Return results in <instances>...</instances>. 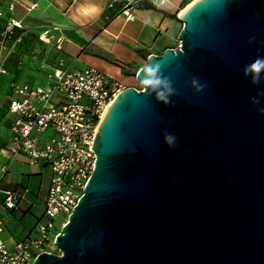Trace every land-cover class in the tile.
<instances>
[{"label":"water","instance_id":"obj_1","mask_svg":"<svg viewBox=\"0 0 264 264\" xmlns=\"http://www.w3.org/2000/svg\"><path fill=\"white\" fill-rule=\"evenodd\" d=\"M179 20L103 113L59 252L31 264H264V72L245 71L264 59V0H194Z\"/></svg>","mask_w":264,"mask_h":264},{"label":"crops","instance_id":"obj_2","mask_svg":"<svg viewBox=\"0 0 264 264\" xmlns=\"http://www.w3.org/2000/svg\"><path fill=\"white\" fill-rule=\"evenodd\" d=\"M123 1L17 0L13 9H9L11 0H0V32L10 17L22 24L14 28L0 48V62L5 68L0 73V147L10 137L11 82L45 84L48 73L63 60L62 66L69 70L90 66L125 86H134L131 78L149 54L179 44L178 33L182 27L179 14L188 4L186 0H168L166 7L138 0L134 3V18L130 20L121 12ZM89 5L99 6L101 14L81 15V6ZM146 20L150 23H145ZM8 156L4 152L0 160L5 161ZM26 162L24 155L10 159L9 169L1 181V187L15 189L22 195L17 207L0 209V233L7 231L8 237L3 240L8 245L24 237L33 223L30 209L21 206L31 189L30 176L34 175L27 173ZM37 165L50 168L45 162ZM19 168L24 172L18 178L9 175L10 169ZM2 197L0 192V200Z\"/></svg>","mask_w":264,"mask_h":264},{"label":"built area","instance_id":"obj_3","mask_svg":"<svg viewBox=\"0 0 264 264\" xmlns=\"http://www.w3.org/2000/svg\"><path fill=\"white\" fill-rule=\"evenodd\" d=\"M17 0H11L13 9ZM124 0L121 12L127 20L134 18V3ZM151 4L153 0H146ZM21 21L10 17L0 32V48ZM20 37H18V40ZM48 73L45 84L11 82L12 98L8 112L12 115L10 137L0 147V209L15 208L22 195L15 189L1 187L9 169V160L24 155L30 165L45 162L51 176L43 214L27 234L8 245L0 238V264H31L43 251L52 252L54 239L67 220L93 168L96 154L92 144L98 124L108 105L125 87L117 79L94 67L69 70L62 66ZM5 72L0 62V73ZM137 87V86H135ZM139 88V87H137ZM50 131L48 136L44 133ZM2 226L0 225V230Z\"/></svg>","mask_w":264,"mask_h":264},{"label":"rangeland","instance_id":"obj_4","mask_svg":"<svg viewBox=\"0 0 264 264\" xmlns=\"http://www.w3.org/2000/svg\"><path fill=\"white\" fill-rule=\"evenodd\" d=\"M191 0H186L185 3H190ZM186 6V5H185ZM132 79V84H134V86L139 87L138 83L136 82L135 79V73L133 75ZM49 130L43 134V136H48L49 134ZM4 152L6 151V149L3 150ZM26 169L29 171H27V173H33L34 175L30 176V187L31 189L29 190L28 196L27 198H25L22 202V208H25V210L30 209V218L33 220V223L31 225V227L34 226L36 220L43 214V210H44V200H45V196H46V192H47V188L49 185V180H50V176H51V170L48 166H43L41 165L40 167H38V165H30L28 163V161L26 162ZM21 168V167H20ZM10 169L9 175H11V177L13 178H18L19 177V173L20 172H24L21 171V169ZM20 212H18L19 214ZM8 237V233L7 231L0 233V238L1 239H6ZM52 252H59L58 248L52 247Z\"/></svg>","mask_w":264,"mask_h":264},{"label":"clouds","instance_id":"obj_5","mask_svg":"<svg viewBox=\"0 0 264 264\" xmlns=\"http://www.w3.org/2000/svg\"><path fill=\"white\" fill-rule=\"evenodd\" d=\"M153 3L157 7H166L168 0H153ZM80 14L85 16V17H96L99 14H101L102 9L97 6V5H89V6H81L79 9ZM145 23H150V21L146 20ZM161 65L159 63H156L155 66L153 67L152 65H145L144 68L142 69V72L144 73V76L151 77L154 76L155 72L159 70ZM246 74L247 73H252L253 74V82L256 83L260 79V73L264 72V59H261L257 57L250 65L246 66ZM143 76L142 78V83L146 86H153L156 82L153 81L152 79H145ZM195 83V81H193ZM203 85H200L199 88L197 89L202 90ZM262 112H264V109H261ZM166 142L170 146H174V141L175 137L172 135H166L165 137Z\"/></svg>","mask_w":264,"mask_h":264},{"label":"bare ground","instance_id":"obj_6","mask_svg":"<svg viewBox=\"0 0 264 264\" xmlns=\"http://www.w3.org/2000/svg\"><path fill=\"white\" fill-rule=\"evenodd\" d=\"M192 1H194V0H192ZM192 1H191V2H192ZM191 2H190V3H191ZM187 5H189V3H188ZM187 5H186V6H187ZM186 6H185V7H186ZM185 7H184V8H185ZM184 8H183V9H184ZM183 9H182V10H183ZM64 223H65V221H63V224H64ZM63 224H62V225H63ZM62 225H61V226H62Z\"/></svg>","mask_w":264,"mask_h":264}]
</instances>
